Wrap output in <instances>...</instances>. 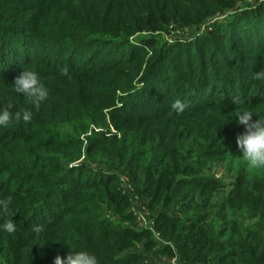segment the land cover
Wrapping results in <instances>:
<instances>
[{
  "label": "trees",
  "instance_id": "obj_1",
  "mask_svg": "<svg viewBox=\"0 0 264 264\" xmlns=\"http://www.w3.org/2000/svg\"><path fill=\"white\" fill-rule=\"evenodd\" d=\"M22 69L49 90L39 109ZM262 69L264 0H0V110L33 113L0 126V225L17 228L0 264H264V169L236 144L237 113L264 119Z\"/></svg>",
  "mask_w": 264,
  "mask_h": 264
},
{
  "label": "clouds",
  "instance_id": "obj_2",
  "mask_svg": "<svg viewBox=\"0 0 264 264\" xmlns=\"http://www.w3.org/2000/svg\"><path fill=\"white\" fill-rule=\"evenodd\" d=\"M60 72L61 75L71 78L67 67H62ZM252 78L258 81H264V69L255 72ZM13 86L15 92L27 96L29 103L36 109H39L40 103L47 99L49 95V90L35 70L22 69L14 79ZM232 102L233 104L245 103L240 97H234ZM171 107L180 113L184 111L185 105L180 100H176L172 103ZM10 108L11 105L0 110V126L6 128L13 122L19 123L21 120L31 122L33 113L30 109H21L13 114L9 110ZM236 119L239 124L245 127V132L236 137V144L242 151L241 156L243 160L251 169H264V119L256 118L253 121V112L249 110L237 113ZM11 201V196L0 200V209L4 213L8 212ZM0 228L8 234H14L17 230L13 219H6L0 225ZM32 231L39 235L44 231V227L43 225H36L32 228ZM53 264H98V261L94 255L86 251H77L75 253L69 252L63 258L57 254L53 260Z\"/></svg>",
  "mask_w": 264,
  "mask_h": 264
},
{
  "label": "rangeland",
  "instance_id": "obj_3",
  "mask_svg": "<svg viewBox=\"0 0 264 264\" xmlns=\"http://www.w3.org/2000/svg\"><path fill=\"white\" fill-rule=\"evenodd\" d=\"M185 35L184 36H188V35H190V31H187V33H184ZM183 36V37H184ZM110 130L112 131V132H115L114 131V129L112 128V127H110ZM81 159H82V157H81ZM80 159V160H81ZM80 160H78V161H76V162H79ZM251 171L253 170V169H251V168H249ZM213 170L216 172L215 174H216V177H218V178H221L222 176H223V174H224V168H223V164H217L214 168H213ZM257 171V170H256ZM123 179L124 180H126V176L124 175L123 176ZM226 180L225 181H229V178H225ZM220 194H221V192L219 193V198H220ZM139 204V202L137 201L136 203H135V205L134 206H136V205H138ZM131 209V208H130ZM137 214H138V216L139 217H143L142 215V213L140 212V211H138L137 212ZM144 218V217H143ZM139 223H137L138 224V227H143V226H145L146 224H143L144 222H141V221H138ZM146 223V222H145ZM146 255H147V259L149 260V261H151V263H153V264H168V262H176L177 260L175 259V258H168V257H166L165 255H163L162 253H159V252H157L155 249L154 250H152V251H146Z\"/></svg>",
  "mask_w": 264,
  "mask_h": 264
},
{
  "label": "built area",
  "instance_id": "obj_4",
  "mask_svg": "<svg viewBox=\"0 0 264 264\" xmlns=\"http://www.w3.org/2000/svg\"><path fill=\"white\" fill-rule=\"evenodd\" d=\"M134 201H133V206L131 207V210L133 211V213L136 215V217H137V221H141V222H144L143 224H148L149 222H150V219L148 218V212H147V210H146V208H145V206L138 200V198L137 197H135L134 199H133ZM139 202V204L138 205H136V206H134L135 205V203L136 202ZM138 211H140L143 215V217H139L138 216V214H137V212ZM146 222V223H145ZM139 223V222H138ZM156 236H158V234L156 233Z\"/></svg>",
  "mask_w": 264,
  "mask_h": 264
}]
</instances>
